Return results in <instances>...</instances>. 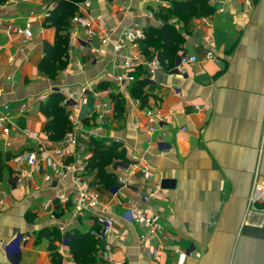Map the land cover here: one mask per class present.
Wrapping results in <instances>:
<instances>
[{
    "label": "crops",
    "instance_id": "0c3cea01",
    "mask_svg": "<svg viewBox=\"0 0 264 264\" xmlns=\"http://www.w3.org/2000/svg\"><path fill=\"white\" fill-rule=\"evenodd\" d=\"M253 1L249 10L243 0H210L212 16L191 20L186 29L172 20L182 37L176 61L182 54L197 61L184 77L158 71L155 86L145 89L150 95L147 106L140 108L129 96L130 86L121 88L112 80L122 62L112 45H101L97 36L89 39L71 22L69 40L74 38L75 47L66 68L53 80L42 75L41 45L52 44L55 37L54 29L42 24L53 5L44 0H0V106L9 105L8 131L0 133V264H54L48 240L38 237L43 228L88 233L95 226L94 217L75 216L69 209L80 189L98 191L105 212L114 220L106 240L113 248L114 264H178L174 248L200 253L198 260L187 258L185 264H264V201L248 207L254 182L264 186V0ZM166 5L160 0H92L82 16L114 29L111 40L116 43L130 25L160 26L148 13ZM28 24L30 42L5 36ZM126 46L122 58L147 62L137 44ZM21 48L24 53H19ZM207 51L213 60L205 59ZM145 69L136 67L134 78L145 80ZM82 87L86 97L79 109L62 103L73 131L76 125L87 137L111 139L124 149L128 162L146 163L153 171L148 185L158 189L159 196L146 213L157 217L170 236L156 261L144 256L139 236L147 228L132 222L128 206H117L108 193L89 186L93 179L85 171L89 154L69 163L75 171L61 179L47 166L46 159L53 158L59 142H50L44 133L46 119L36 99L58 88L67 97ZM174 89L181 95L176 96ZM115 97L124 100L119 121L113 119ZM100 103L107 104L103 118L93 119ZM150 109L165 118L154 120L157 132L152 137L147 136L144 115ZM164 131L167 136L160 139ZM84 140H78L83 149ZM31 152L37 156L36 169L14 163ZM130 181L144 187L136 177ZM123 196L133 199L129 192ZM24 236L25 243L20 240ZM55 246L56 264H74L66 241Z\"/></svg>",
    "mask_w": 264,
    "mask_h": 264
},
{
    "label": "built area",
    "instance_id": "2783aa9c",
    "mask_svg": "<svg viewBox=\"0 0 264 264\" xmlns=\"http://www.w3.org/2000/svg\"><path fill=\"white\" fill-rule=\"evenodd\" d=\"M49 2L50 0H44ZM92 0H85L83 3L78 5L77 14L71 20V26L81 27L86 31L87 37L89 39L98 37L101 45H112L114 54L122 59L121 65L117 66V72L112 77L113 82L121 88H127L134 82V70L138 66H144L148 72L147 81L149 86H155V79L157 77V72L160 71V67L155 59L150 62H140L136 58L125 57L122 58V51L127 47L126 45L134 46L138 41L144 39L143 29L135 24L130 25L122 31L120 34V39L115 43L112 42L111 38L114 35V29L103 27L102 20L96 19L90 16H82V13L90 8V3ZM225 3H229L231 0H222ZM244 5L247 9L251 10L254 7L253 0H243ZM148 17L153 19V13L150 11ZM94 27V28H93ZM96 27V28H95ZM21 36L23 38V43L26 44L32 40V33L30 25H26L24 28H16L11 31L5 32V36L10 38L12 36ZM75 47L74 38L69 40V48L67 58L70 59L72 51ZM19 53H24V49L21 48ZM96 53V52H94ZM206 60H213L214 57L210 51L205 54ZM197 59L194 56H187L185 54L180 55L178 64L170 70L172 73L179 74L184 77L186 74V69L196 63ZM11 63V61H10ZM52 92L58 93L63 97V105L71 108L72 110L79 109L80 105L84 103L86 97V88L82 87L77 93H70L67 97L61 89H53ZM173 93L176 96H180V91L174 89ZM124 95H127L125 92ZM123 95V96H124ZM45 99L44 96L38 97L36 102H42ZM107 106L106 103L97 104L94 108V115L99 119L103 117V107ZM199 110L198 107L194 108ZM9 112V105L0 106V133H6L8 131L7 125V113ZM145 118L149 125L147 129V136L152 137L156 132V128L153 126L154 120L165 119L160 116L154 109L145 111ZM74 131L66 135L62 141L58 143L56 149L53 150V158L48 157L46 159L47 166L50 170L58 177L63 178L68 174H72L75 170L72 164H65L67 158H72L74 161L79 159L84 154V149L78 144V140L88 138L86 132L81 127H74ZM26 135H29L27 130L24 131ZM167 133L160 132L159 138L165 139ZM149 144V141L147 142ZM16 165L25 163L26 166L36 169L37 167V156L35 153H28L25 157H18L14 160ZM60 168V169H59ZM112 170L117 173V184L115 187L110 189L108 195L110 201L117 206L127 205L128 212L132 217V222L138 226H145L147 228V233L139 236V243L142 252L145 257L156 261L158 255L162 249V244L170 240V236L164 233V227L158 222V218L154 215H147L146 209H148V204L159 196V190L150 187L148 184L153 180V171L146 163H138L137 161H132L129 164L116 163L113 165ZM23 177H27L22 173ZM131 177H136L137 181H141L144 187H139L136 182L130 181ZM47 181L49 177L46 178ZM129 192L133 195L132 200H127L123 194ZM59 200H64L63 197ZM264 201V186L261 185L257 180L254 182L251 193L248 197V207L254 208L256 205L263 203ZM72 213L75 216H85L91 215L97 221L100 226V231L97 234L96 239L102 243V248L99 249V257L103 264H114L113 260V248L106 243L107 238L111 233L114 225V220L112 216L105 212L102 206V196L98 191L95 190H78L72 201ZM62 235H65L64 228L59 227ZM28 237L24 236L20 240L25 243ZM63 241H66L64 236ZM155 247L151 249L152 244ZM173 255L177 257L178 264H185L187 258H193L198 260L200 258L199 252L188 251L186 253L181 252L178 248L173 249Z\"/></svg>",
    "mask_w": 264,
    "mask_h": 264
},
{
    "label": "trees",
    "instance_id": "16d2710c",
    "mask_svg": "<svg viewBox=\"0 0 264 264\" xmlns=\"http://www.w3.org/2000/svg\"><path fill=\"white\" fill-rule=\"evenodd\" d=\"M84 1L50 0L53 7L47 12L42 27L54 29L55 37L52 44L42 43L43 56L38 65V71L48 79H55L57 74L67 66L70 22L77 14L78 5ZM160 1H166L167 5L160 6L155 12H152L154 20L160 22V26L144 27V39L138 41L137 45L147 62L155 59L160 71L167 73L174 68L176 54L181 49L182 43L180 32L175 29L171 21L177 19L184 24L183 28L186 29L191 20L212 16L213 9L209 5L210 0ZM145 71L147 77L148 72L146 69ZM102 87L103 85H100V88ZM148 87L147 78L141 80L136 77L129 87L130 98L137 100L140 108L147 106L150 95L145 89ZM112 100L113 119L119 121L124 111V100L120 97H115ZM62 103L63 97L52 92L39 105V111L46 119L44 133L50 142H60L73 131L68 112ZM93 119H95V115ZM83 143L84 153L89 154L85 171L93 176L89 186L102 193H108L117 184V173L108 168L116 163L129 164L130 162L125 159V151L119 143L111 139L99 140L88 137ZM69 163H74V160L67 158L65 164ZM69 209H72V205ZM96 223L95 220V226L88 233H81L76 229L65 233L66 246L74 264H103L98 258V251L102 248V243L96 239L100 231ZM64 236L56 227L43 228L38 233V237L48 240V248L54 264L58 262L59 258L55 243H61Z\"/></svg>",
    "mask_w": 264,
    "mask_h": 264
},
{
    "label": "water",
    "instance_id": "95a60500",
    "mask_svg": "<svg viewBox=\"0 0 264 264\" xmlns=\"http://www.w3.org/2000/svg\"><path fill=\"white\" fill-rule=\"evenodd\" d=\"M178 62H179V58L177 59V61H176V65L178 64ZM165 183L167 184V185H170V184H172L171 182H169V181H165Z\"/></svg>",
    "mask_w": 264,
    "mask_h": 264
}]
</instances>
